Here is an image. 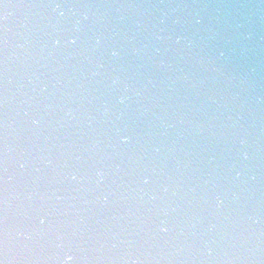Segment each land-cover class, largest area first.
Wrapping results in <instances>:
<instances>
[{
  "label": "clouds",
  "instance_id": "obj_1",
  "mask_svg": "<svg viewBox=\"0 0 264 264\" xmlns=\"http://www.w3.org/2000/svg\"><path fill=\"white\" fill-rule=\"evenodd\" d=\"M0 264H264V0H0Z\"/></svg>",
  "mask_w": 264,
  "mask_h": 264
}]
</instances>
